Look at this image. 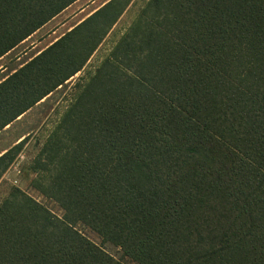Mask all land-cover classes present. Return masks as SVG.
<instances>
[{"label": "trees", "instance_id": "1", "mask_svg": "<svg viewBox=\"0 0 264 264\" xmlns=\"http://www.w3.org/2000/svg\"><path fill=\"white\" fill-rule=\"evenodd\" d=\"M75 0H0V57ZM107 0L0 81V130L80 71ZM29 135L0 153V177ZM0 202V264H264V0H146Z\"/></svg>", "mask_w": 264, "mask_h": 264}, {"label": "rangeland", "instance_id": "2", "mask_svg": "<svg viewBox=\"0 0 264 264\" xmlns=\"http://www.w3.org/2000/svg\"><path fill=\"white\" fill-rule=\"evenodd\" d=\"M106 1L107 0L76 1V3L69 7L68 10L57 17V20H61V18L64 21L68 20L64 27H60V31L63 30L65 26H68L69 24L72 25L81 17L80 15H76L69 18L72 14L78 11V7L80 8L88 5L81 13L83 16L91 9L94 11ZM145 1L146 0H131L80 71L0 130V151L2 152L25 135H29L28 140L18 152L15 160L0 177V202L13 187H18L28 195L34 197L37 201L44 204L54 214L58 216L62 214L61 209L56 203L48 200L31 187V180L35 177V174L30 167V162L39 147L42 145L44 139L59 121L67 106L74 99L80 85L86 81L104 57L110 52L115 42L127 30L132 20L136 17ZM54 24L59 26L58 22ZM58 33H56V35H58ZM37 36L30 39V41L36 39L37 42ZM52 38L47 39L46 37L42 43H38L39 45L36 46V49H39V46L41 47L45 45ZM31 53H33V50L28 55ZM26 57L27 55L24 56L25 59ZM22 59L23 58L19 61H22ZM82 231L90 240L100 245L104 251L119 260L121 263L137 264L130 258L124 256L119 246L108 241L102 242L100 238L88 230Z\"/></svg>", "mask_w": 264, "mask_h": 264}, {"label": "crops", "instance_id": "3", "mask_svg": "<svg viewBox=\"0 0 264 264\" xmlns=\"http://www.w3.org/2000/svg\"><path fill=\"white\" fill-rule=\"evenodd\" d=\"M76 1H78V0H75L73 3H71L70 5H68L66 8H64L58 14H56L55 16H53L46 23H44L42 26H40L37 30H35L33 33H31L29 36H27L25 39H23L22 41H20L17 45H15L13 48H11L10 50H8L6 53H4L0 57V81L2 79H4L8 74H10L12 71H14L17 67H19L20 65H22L25 61H27L32 56H34L35 54H37L42 48H44L50 42H52L57 37H59L63 32H65L68 29H70L73 25H75L76 23H78L80 20H82L84 17H86L88 14H90L92 12L93 9H91L88 12H86L82 16L81 13L85 10V8L88 5L83 6V7H80V8L78 7V11H76L74 14H72L69 18L74 17L76 15L77 16L80 15L81 17L78 18V20L75 21L72 25L69 24L68 26H65V28H63V30L60 31V27H64L65 23L68 20L67 21L66 20L64 21V20H62V18H61V20H57V17L59 15H61L62 13H64L66 10H68L69 7H71L74 3H76ZM57 22L59 23V26H57L56 24H54V23H57ZM56 33H58V35H56ZM36 36H37V42H36V39L30 41V39H32V38H34ZM45 36L47 37V39L48 38H52L53 36H55V37H53L45 45H43L41 47L39 46V49H36V46L39 45L38 43H42V41L44 39H46ZM32 50H33V53H31L30 55H28L30 52H32ZM26 55H27V57L25 59L24 56H26ZM21 58H23L22 61H19ZM0 152L2 153V151H0Z\"/></svg>", "mask_w": 264, "mask_h": 264}]
</instances>
